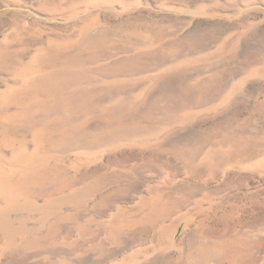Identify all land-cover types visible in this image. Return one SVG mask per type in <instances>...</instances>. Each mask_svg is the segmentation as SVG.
Masks as SVG:
<instances>
[{"label": "rangeland", "instance_id": "rangeland-1", "mask_svg": "<svg viewBox=\"0 0 264 264\" xmlns=\"http://www.w3.org/2000/svg\"><path fill=\"white\" fill-rule=\"evenodd\" d=\"M0 264H264V0H0Z\"/></svg>", "mask_w": 264, "mask_h": 264}, {"label": "bare ground", "instance_id": "bare-ground-1", "mask_svg": "<svg viewBox=\"0 0 264 264\" xmlns=\"http://www.w3.org/2000/svg\"><path fill=\"white\" fill-rule=\"evenodd\" d=\"M17 199V197H15V200Z\"/></svg>", "mask_w": 264, "mask_h": 264}]
</instances>
